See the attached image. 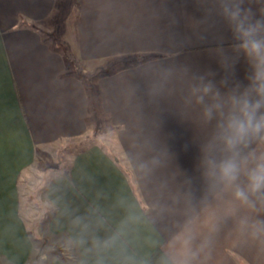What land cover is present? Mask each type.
<instances>
[{"label": "crops", "instance_id": "obj_1", "mask_svg": "<svg viewBox=\"0 0 264 264\" xmlns=\"http://www.w3.org/2000/svg\"><path fill=\"white\" fill-rule=\"evenodd\" d=\"M59 1L0 0V264H264V206L213 175L218 117L197 101L247 69L219 0ZM95 114L106 144L48 168L34 231L21 174Z\"/></svg>", "mask_w": 264, "mask_h": 264}, {"label": "clouds", "instance_id": "obj_2", "mask_svg": "<svg viewBox=\"0 0 264 264\" xmlns=\"http://www.w3.org/2000/svg\"><path fill=\"white\" fill-rule=\"evenodd\" d=\"M220 15L247 64L243 79L233 72L221 83L229 88L221 96L209 82L197 97L205 104L207 120L218 117L213 144L221 152L208 165L223 186L230 188L236 200L251 208L264 206V0H219ZM264 234V220L253 224Z\"/></svg>", "mask_w": 264, "mask_h": 264}, {"label": "rangeland", "instance_id": "obj_3", "mask_svg": "<svg viewBox=\"0 0 264 264\" xmlns=\"http://www.w3.org/2000/svg\"><path fill=\"white\" fill-rule=\"evenodd\" d=\"M64 5L60 7V10H65L66 0H60L59 5ZM60 5V6H61ZM98 115H94V126L91 134L84 137L83 140H76L79 143H75L74 148L70 147H56L50 148L42 152L39 159H36L32 162L30 167L23 172L19 178V189H20V208L21 213L26 220L27 224L35 231L36 226L43 220H46L45 217V187L47 181L53 174L52 171H48V168L52 165H59V169L66 170L68 165L69 156L76 150L85 145L89 144L92 141H98L99 143H104L108 140L107 134V124L101 118H98ZM96 119V120H95ZM39 222V223H38ZM42 229V224H41ZM39 231V230H38ZM50 256H57L56 250L55 253L51 252V249H47ZM50 251V252H49ZM59 251V249L57 250ZM47 252V251H46ZM59 256V254H58Z\"/></svg>", "mask_w": 264, "mask_h": 264}]
</instances>
